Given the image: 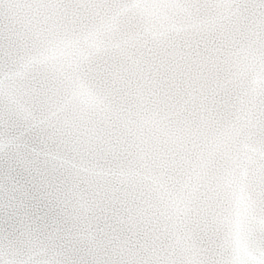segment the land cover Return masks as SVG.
<instances>
[{
    "label": "snow or ice",
    "instance_id": "6c2138e0",
    "mask_svg": "<svg viewBox=\"0 0 264 264\" xmlns=\"http://www.w3.org/2000/svg\"><path fill=\"white\" fill-rule=\"evenodd\" d=\"M0 264H264V0H0Z\"/></svg>",
    "mask_w": 264,
    "mask_h": 264
}]
</instances>
